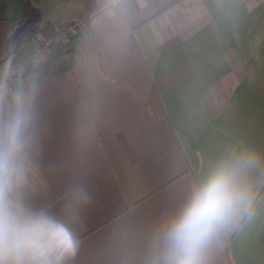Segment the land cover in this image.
<instances>
[{
  "label": "crops",
  "instance_id": "crops-1",
  "mask_svg": "<svg viewBox=\"0 0 264 264\" xmlns=\"http://www.w3.org/2000/svg\"><path fill=\"white\" fill-rule=\"evenodd\" d=\"M75 1L61 23L33 10L56 24L32 31L27 60L11 49L0 66V125L21 102L31 116L19 195L74 232L68 264H154L164 223L232 153L257 157L252 199L209 264H264V0ZM25 6L0 0V18L19 22Z\"/></svg>",
  "mask_w": 264,
  "mask_h": 264
},
{
  "label": "clouds",
  "instance_id": "clouds-1",
  "mask_svg": "<svg viewBox=\"0 0 264 264\" xmlns=\"http://www.w3.org/2000/svg\"><path fill=\"white\" fill-rule=\"evenodd\" d=\"M31 116L21 102L0 125V264H68L79 248L71 228L45 209L27 206L19 195L26 180L24 156ZM253 153L229 154L213 163L159 232L154 264H209L220 234L250 206Z\"/></svg>",
  "mask_w": 264,
  "mask_h": 264
},
{
  "label": "rangeland",
  "instance_id": "rangeland-1",
  "mask_svg": "<svg viewBox=\"0 0 264 264\" xmlns=\"http://www.w3.org/2000/svg\"><path fill=\"white\" fill-rule=\"evenodd\" d=\"M34 4H36V1L38 0H33ZM66 2H68V0H65ZM66 2H64V0H48V1H43L41 4H36V6L34 5V11H38V13H40V11L42 12L41 15H45L47 17V19L49 20L54 19L59 21V23H61L62 21H64L65 17L68 15V13L77 10L76 8H74L77 5V1H73L70 4L66 5ZM39 9V10H38ZM32 11V14L33 12ZM78 13H80L79 10H77ZM54 20H50V24H46L47 20H41L40 23H36V21H34L33 17L29 20H27L26 22L22 23V25H18L17 28H14L13 32L9 35L6 36V44H10L11 49L14 50L13 55L11 56V60H13L14 58L17 59H21V60H27L28 57L31 56L32 51H33V45L31 44V35H32V31L38 29L39 27H43V29H46V27L49 28V26H53V21ZM43 21V22H42ZM56 24V23H54ZM1 27H0V43L2 42L3 37L2 36V32H1ZM34 32V31H33ZM8 51H5V54H3V58L8 56Z\"/></svg>",
  "mask_w": 264,
  "mask_h": 264
},
{
  "label": "built area",
  "instance_id": "built-area-1",
  "mask_svg": "<svg viewBox=\"0 0 264 264\" xmlns=\"http://www.w3.org/2000/svg\"><path fill=\"white\" fill-rule=\"evenodd\" d=\"M118 3L116 1L114 4ZM85 24V19L76 18L68 23L65 27L59 30L56 34L44 39L39 45L37 57L43 56L56 42L63 40L71 34L78 31V29Z\"/></svg>",
  "mask_w": 264,
  "mask_h": 264
},
{
  "label": "trees",
  "instance_id": "trees-1",
  "mask_svg": "<svg viewBox=\"0 0 264 264\" xmlns=\"http://www.w3.org/2000/svg\"><path fill=\"white\" fill-rule=\"evenodd\" d=\"M33 10H34V1L33 0H26L24 16H23L21 21H19V22H11V21H6V20H3V19L0 18V22H2V21L5 22L6 21L9 24V28H8V31H7V36H9L13 32L14 28L16 27V25H19V24L23 23L24 20H26L28 18H31ZM7 45H8L7 51L10 52L11 51V46L8 43H7ZM6 62H7V58L0 59V66L5 64Z\"/></svg>",
  "mask_w": 264,
  "mask_h": 264
},
{
  "label": "water",
  "instance_id": "water-1",
  "mask_svg": "<svg viewBox=\"0 0 264 264\" xmlns=\"http://www.w3.org/2000/svg\"><path fill=\"white\" fill-rule=\"evenodd\" d=\"M8 56H10V52L8 53Z\"/></svg>",
  "mask_w": 264,
  "mask_h": 264
}]
</instances>
